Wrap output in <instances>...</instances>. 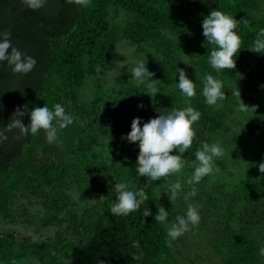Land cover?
Returning <instances> with one entry per match:
<instances>
[{"label":"trees","instance_id":"trees-1","mask_svg":"<svg viewBox=\"0 0 264 264\" xmlns=\"http://www.w3.org/2000/svg\"><path fill=\"white\" fill-rule=\"evenodd\" d=\"M112 3L135 14V23L125 29V35L150 48L148 62L155 71L153 78L160 81V90L171 102L177 96L172 91L179 82L177 68L183 69L177 55L179 46L184 45L193 56L191 65L196 69L183 70L196 85L191 107L200 113V118L193 124L195 137L191 147L181 153L183 158L195 161V152L210 142L213 133L225 128L227 105L220 104H228L232 96L236 103H246L248 97L233 90L231 83L242 92L264 90V54L250 51L257 32L264 28V17L254 12L255 0H90L86 6L80 0H43L42 4L40 0H0V33L8 34L0 36V40L10 41L9 59L0 61V131L6 136L0 140V217L4 223L23 221L37 230L57 225L60 230L55 241L37 245L29 244L28 236L18 242L14 234L1 235L0 264L21 263L26 258H38L40 264H178L171 256L164 223L154 218L159 206L152 183H161L166 177L143 185L138 165L141 147L139 142H128L126 134L133 126L128 132L123 123L131 109L136 112L133 120L138 115L145 118L142 124L156 116L151 113L156 105L153 98L135 89L131 74L121 75L116 81L123 87L119 98L96 88L92 101L85 105L76 95L75 87L87 69L84 54L90 60L94 54L103 55L96 48L97 40L107 28ZM213 9L240 21L241 45L235 69L217 71L208 63L213 45L202 34V20ZM163 30L176 36L177 42L163 35ZM13 50L21 54V59L36 60L31 71L12 70L9 60ZM209 74L222 82L225 94L223 100L211 106L202 95ZM143 97L151 98L145 100V107ZM57 103L73 116L74 122L62 129L57 124L54 142L47 141L43 129L35 135L22 134L18 127L9 130L8 126L17 119L27 126V111L33 107L45 104L51 109ZM251 103L255 111L247 117L244 127L258 138L259 162L248 169L232 193L220 190L223 203L216 202L207 189L202 191L207 206L198 203L225 233L217 248L227 256L221 264H255L259 260L249 235L264 228V173L259 170V164L264 162V97L258 96ZM100 140L106 144L98 154L95 149ZM120 179H127L131 187L145 193L146 199L131 214L120 215L112 210L118 200L115 185ZM204 180L205 177L199 183ZM67 184L76 188L77 195L67 193L66 197L67 191H63L61 196ZM97 193L101 199L82 209L75 206L77 202H88ZM33 195L43 198V213L25 205L14 208L17 200L24 198L30 203ZM192 197L197 199L198 195ZM238 200L242 204L238 213L241 224L231 229L228 223L236 215ZM146 211L152 215L146 217ZM12 245L18 250H7Z\"/></svg>","mask_w":264,"mask_h":264},{"label":"rangeland","instance_id":"rangeland-1","mask_svg":"<svg viewBox=\"0 0 264 264\" xmlns=\"http://www.w3.org/2000/svg\"><path fill=\"white\" fill-rule=\"evenodd\" d=\"M255 4L257 7V9L254 10L256 15L264 17V0H255ZM107 22V28L98 38V44L96 46V48L101 49L103 55L99 53L94 54L91 60L87 53L83 56L84 67L89 71L85 69L83 79L81 83L75 87V90L79 102L85 105H89L92 101L97 91L96 88L100 89L105 95L110 94L112 97L119 98L120 90L123 88L121 85H116L119 76L131 74L130 71L136 59L143 58L146 61L151 59V53L149 52L150 48L148 46L139 44L134 39L125 35V29H128L135 23V14L112 3L108 7ZM163 35L177 42L176 36L169 31L163 30ZM181 40L180 38L179 44L182 42ZM177 55L180 57L179 61L183 65L184 70L189 68L191 72H193L196 69L191 65L193 56L186 51L184 45H181V47L179 46ZM91 61L93 62L91 63ZM254 62L260 64L259 60H255ZM90 63L93 64V73H91L89 69ZM193 75L195 74L193 73ZM149 80L150 79L145 80L144 83L134 82L136 84L135 89L143 96H147L148 94L146 93H149ZM227 81L229 82V80ZM172 86L175 87V85ZM231 87L239 93L240 89L238 87L236 88L233 83H231ZM172 91H175V94H177V98L174 97L173 102L168 99L163 90H160L159 94L152 97L156 104L154 110L151 111L152 114H166L173 109L193 105L194 102L192 97L188 98L182 95L179 88L176 87V90ZM240 94L244 95V98L248 97L246 103H236L234 96L231 95L232 99L230 102L228 101V104H220V106L223 107L227 105V107H224L225 128L222 130L219 129L217 132L213 133L208 144H218L222 148V155L214 158L212 170L209 174L204 176L206 180L203 181V184L188 183L192 177L194 166L198 164V162L183 158L181 153H178L181 155L184 162V167L181 171L179 173L169 174L166 178H163L161 183H152V191L156 196L158 206H162L168 211V216L163 222L167 231L171 228L172 224L176 222L177 216L186 215L189 205L195 207L200 216L199 223L197 225H189V229L181 236L176 239H172L169 236L167 238L171 256L178 264H221L227 257L224 251L217 249L219 246V239H221V237L224 238L225 233L220 230L214 219L207 216V209L199 207L198 203L203 204V207L207 206L204 204L205 195L202 192L205 189L211 193L212 198H214L216 202L221 200L223 203L220 190L232 193L237 188V185L245 176L248 169L259 162V159L256 157V154L261 152L258 138L249 133L244 127V124L247 117L255 111L254 104L251 102H253V99H257L258 96L264 97V90H257L254 92L240 91ZM146 99L151 101V98L143 97V101L141 102L142 105L145 104L143 107L147 105ZM101 105L106 106L105 103H101ZM133 112L136 113L131 109L123 122L128 132L131 126H133ZM145 113L147 114L149 112ZM128 142L132 141L128 138ZM105 144V140H100L96 146L95 152L98 154L101 153ZM130 146L132 149L133 145ZM134 150L135 149H132V151ZM142 178L144 179L143 185L151 181L150 177L143 176ZM177 181L181 184V190L177 193L176 199L170 201L168 199V196L171 194L169 186ZM183 187H186L187 190L183 191ZM61 191V196L63 197V191H67L65 192L66 197L67 193H71L73 196L77 195L76 188L73 185L68 186L67 184ZM193 192L198 195L197 199L192 197ZM29 199L31 201L30 203H26L24 198L17 200L14 204V208L18 209L22 207V205H25L28 206L31 211L38 213L44 212L40 203L43 199L42 197L38 198L36 195H33ZM99 199H101V195L97 193L91 196L88 202H77L74 204L78 209H82L85 205ZM235 210V217L228 223V227L231 229H238L241 224L238 220V213L242 210L241 201L238 200L237 204H235ZM58 232H60V230L57 225H48L37 230L23 221L4 223L0 217V237L1 235L11 233L14 234L18 242L21 240L22 236H28V243H34L35 245L45 241H55ZM249 237L254 242L259 257V260H257L255 264H264V228L255 230ZM7 250L13 252L17 251L18 248L12 245L8 247ZM14 262L15 264H40L38 258H26L21 263L18 261Z\"/></svg>","mask_w":264,"mask_h":264},{"label":"clouds","instance_id":"clouds-1","mask_svg":"<svg viewBox=\"0 0 264 264\" xmlns=\"http://www.w3.org/2000/svg\"><path fill=\"white\" fill-rule=\"evenodd\" d=\"M41 4L43 0H40ZM83 5L90 3V0H80ZM240 21L234 16L229 15L219 9L211 10L202 20L203 35L206 41L213 45L210 52L208 63L211 68L219 71L225 68H236V55L240 51L241 39L238 33ZM0 36L7 37V33H0ZM10 48L8 39L0 40V61L9 59L7 50ZM250 51L264 54V28H261L257 34ZM13 65L14 72L27 73L35 66L36 60L32 57L21 59V54L13 50L12 58L9 60ZM131 78L137 83H144L149 80V93L151 97L160 93V81L154 79L155 71L150 67L148 61L138 58L134 61L131 68ZM179 73V82L177 87L182 95L191 98L195 95L196 85L194 81L186 75L183 69L177 68ZM240 94V91H239ZM202 95L208 105H215L218 100L224 99L222 91V82L212 75H207L204 80ZM30 116V123L25 126L20 119H17L9 125L18 127L22 134H38L41 129L45 131L46 139L49 143L55 141L58 135L57 124L60 129L67 127L74 122L71 114L67 113L64 106L57 103L50 109L44 104L43 107H33L27 111ZM23 115V112H21ZM200 118V113L193 107L176 108L166 114L153 116L142 124L145 120L143 116H137L133 122L132 130L127 133V137L132 142H139L141 152L139 155V174L150 177L152 180H159L171 173H179L184 167L181 155L189 149L195 137L193 124ZM54 121L56 123H54ZM6 139L3 132L0 131V140ZM222 155V148L213 143L209 145L204 143L202 148L195 152V161L191 179L188 183H199L201 179L212 170L215 157ZM259 170L264 173V162L259 164ZM115 188L118 192V200L113 205V212L120 215L131 214L146 199L145 193L130 186L127 179L117 180ZM170 196L168 199L174 201L177 193L181 190L179 181L169 186ZM192 195H195L193 192ZM152 215L151 211H146L145 216ZM168 216V211L160 206L155 214L156 222H164ZM200 216L195 207L189 205L185 216H177L176 222L168 229L167 235L176 239L189 229V225H197ZM138 246V242H134Z\"/></svg>","mask_w":264,"mask_h":264}]
</instances>
